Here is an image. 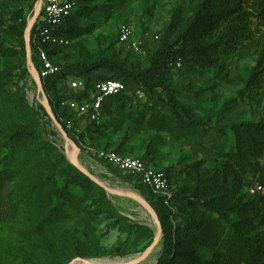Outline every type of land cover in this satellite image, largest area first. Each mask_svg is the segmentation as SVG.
<instances>
[{
	"label": "rangeland",
	"instance_id": "1",
	"mask_svg": "<svg viewBox=\"0 0 264 264\" xmlns=\"http://www.w3.org/2000/svg\"><path fill=\"white\" fill-rule=\"evenodd\" d=\"M34 1L9 0L1 4L0 31L9 27V15L16 11L23 10V17L31 20L36 11ZM202 1L76 0V11L69 22V27L76 32L70 46L56 54V63L63 68L70 63L104 61L123 72H144L151 67L156 51L171 45L187 31ZM214 7L218 8L219 3ZM123 24L133 29L134 39L140 42L139 52L120 43L119 27ZM219 26L208 23L197 28L190 43L195 49L194 56L180 68H172L160 60L151 89L159 95L166 92L177 95L180 108L194 118L209 119L220 131H210L205 137L193 134L185 139L173 137L167 129L157 131L154 123H149L155 112L148 108L145 94L130 84L123 96L110 102L111 109L99 126L101 130L105 124L109 127L105 129L103 141L87 120H79V135L62 129L79 147L78 160L82 166L107 187L138 195L149 204L158 200L157 195L128 172L99 159L97 152L105 149L142 158L151 168L167 171L176 192L171 208L156 204L165 215V224L157 239L158 227L152 215L135 200L107 191L103 194L97 189L83 190L81 196L95 213L92 225L99 231L97 237L102 242L98 254L88 258L101 260L103 264L129 263L157 239L149 257L137 264H191L193 258L197 260L195 264H246L240 249L227 243L228 232L217 228L206 208L225 214L232 224H239L249 239L264 240V201L252 199L246 192V185L256 179L251 172L256 170L253 166L262 171L257 177L264 176V150L252 142L247 149L244 131L250 124L264 121V55L255 46H248L250 49L244 53L234 49L231 35ZM230 26L233 24H227V29ZM14 45L12 41L3 43L0 39V89L4 95L0 97V107L8 106L14 111L8 97L17 87H2L6 75L18 81L34 110H39V105L46 99L49 101V97L71 95L74 79L63 76L52 79L44 94L39 92L27 57ZM24 69H28L30 76L20 79ZM90 75L113 74L101 67ZM40 115L50 142L72 163L69 155L72 150L75 153L74 147L52 119L42 111ZM12 117L23 120L14 113ZM77 119L75 113L62 115L65 122ZM5 120L0 114V129ZM255 140L259 143V139ZM242 149H246L247 158ZM7 153L8 150L0 151V159ZM9 188L7 184L4 193ZM104 198L110 204L100 201ZM6 229L7 226L0 234V264H29L26 250L22 251L19 246L22 236L10 235ZM195 238H198L197 244L192 246L190 243ZM177 255L180 258L175 259ZM256 257L262 258V255L258 253Z\"/></svg>",
	"mask_w": 264,
	"mask_h": 264
},
{
	"label": "trees",
	"instance_id": "2",
	"mask_svg": "<svg viewBox=\"0 0 264 264\" xmlns=\"http://www.w3.org/2000/svg\"><path fill=\"white\" fill-rule=\"evenodd\" d=\"M8 1L0 2V5ZM36 3L37 0L33 2V9ZM218 3L219 9L214 7ZM73 14L65 19L61 25L55 27L56 34L68 39L69 45L65 47L47 45L44 47L50 60L59 67V72L43 80L45 90H47V84L52 79L55 80L60 76L83 82L81 88H70L72 92L68 97L60 96L54 99L49 97L50 106L58 122L66 132L72 135L81 134L79 120H84V118L79 117L74 122L75 129L69 130L66 126L68 121L62 120V115H70L74 112L67 106L62 107V102L89 100L97 83L106 80L120 81L127 89L111 97L106 102L104 117L110 111L111 103L123 96L129 88L127 84H130L145 94L149 103L148 108L155 112L154 116H150L149 123L152 125L154 123V128L157 131L167 129L170 135L180 139H185L193 134H200L205 137L210 131H220V128L211 125L209 119L194 118L184 108H180L177 95L176 97L172 92L159 95L151 89V86L155 84L154 73L160 60H163L165 64H169L172 68L178 67L177 64L184 65L186 61L194 56L195 49L190 43L193 41L197 28L208 23L221 25L219 27L226 29L233 39L234 49L239 48V51L244 53V50L250 49L248 46H255L261 48L260 53L264 55V0H203L187 31L171 45L156 51L150 61L151 67L144 72H123L104 61L87 64L70 63L62 68L56 63V54L58 51L70 46L71 38L76 32L75 29L69 27ZM23 15V10L9 15L10 25L6 30L0 31V39L3 43L7 41L14 42L13 47L26 58L25 34L31 17L26 20ZM42 18L43 11L31 33L32 60L37 70H40L41 65L35 55L34 37L36 27L38 23L42 22ZM230 23L233 26L227 29L226 25ZM4 24L5 22H2V25ZM101 67H106L113 75L99 77L90 75ZM28 76H30L28 69H24L20 74V79ZM5 77L6 82L2 87L9 85L17 87V91L11 93L8 97L9 104L13 105L12 108L16 111H13V113L16 116L23 117V120L20 121L12 117L13 113L8 106L6 108L0 107L2 118L6 119L3 122L2 129H0V151H9L4 158L0 159V234L3 230L5 231V226H7L6 232H9L10 235L22 236L19 240V246L22 251L26 250V258L28 256L27 259H30L29 264H69L73 258L91 259L88 257L98 254L102 242L97 237L100 234L99 231L92 225V218H94L95 213L90 210L87 199L81 194L83 190L97 189L102 191L103 194L106 190L70 163L66 156L52 145L46 124L43 123L40 117V111H42L44 116L51 120L45 107L39 105V110L32 109L25 94L19 88L18 81L11 75ZM3 96L2 89H0V97ZM104 117L99 124L87 120L93 125L91 129L99 132L97 135H99L100 138L98 139L101 141H103L105 129L109 128L105 124L104 129H99V126L104 123ZM250 125H252L250 128L244 130L247 135L245 147L249 149L252 142L258 144L257 146L263 151L264 121ZM255 139H259V143ZM245 150L242 149L241 151L247 158V151ZM114 152L125 155L117 151ZM253 167L256 170L251 172L256 179H252L246 185V192L252 199L264 201V197L252 196L248 192V188L252 184H264L263 173H260L263 176L262 178L257 177V173L262 171L258 170L259 168L256 166ZM164 172L170 177L173 186L170 174L167 171ZM129 174L136 178L131 173ZM7 184L10 185V188L7 193H4ZM175 194L176 192L173 190V197ZM105 199L100 201L110 204ZM156 204L171 208L173 199L171 206H166L159 196L158 200L150 202L160 218L162 227H164L165 215L159 207H156ZM205 210L208 211V217L217 224V228L228 232L230 239L227 243H232L233 247L240 249L246 264H264V240L254 241L249 239L242 232L240 225L229 222L225 214L214 213L210 208ZM118 218L117 215L116 219ZM121 219L127 220L125 218ZM73 225L75 226L74 229H72ZM10 229L14 230V234ZM197 241L198 238L192 239L190 244L196 246ZM258 253L262 255V258L256 257ZM178 258H180L179 255L175 257V259ZM196 262L195 258L191 260V264Z\"/></svg>",
	"mask_w": 264,
	"mask_h": 264
},
{
	"label": "built area",
	"instance_id": "3",
	"mask_svg": "<svg viewBox=\"0 0 264 264\" xmlns=\"http://www.w3.org/2000/svg\"><path fill=\"white\" fill-rule=\"evenodd\" d=\"M2 1L4 0H0V2ZM38 3L39 0H37L36 7ZM76 6L77 3L75 0L41 1L40 14L43 11V18L42 22L38 23L36 27L34 51L41 65L40 70L37 71L42 81L59 72V67L50 60L44 47L47 45L55 47H65L69 45L68 39L56 34L55 27L61 25L65 19L69 18L74 13ZM37 22L38 20L36 23ZM133 36V29L129 25L123 24L119 27L120 43L127 45V47L134 52H139L140 42L135 40ZM177 66L180 67L181 64H177ZM81 87H83L82 81L73 80L71 82V89H78ZM126 89V86L120 81H101L97 83L95 91L89 100L82 102L66 101L62 102L61 105L62 107H69L78 117H83L84 120L99 124L104 117V105L106 102L111 97L124 92ZM66 126L69 130L75 129L74 122L68 121ZM97 157L113 164L122 171L131 173L140 184L151 190L155 195L161 197L166 206H171L174 189L170 177L164 171L151 168L142 158L119 155L114 151L100 150L97 152ZM248 192L252 196L264 197V184H252L248 188Z\"/></svg>",
	"mask_w": 264,
	"mask_h": 264
},
{
	"label": "water",
	"instance_id": "4",
	"mask_svg": "<svg viewBox=\"0 0 264 264\" xmlns=\"http://www.w3.org/2000/svg\"><path fill=\"white\" fill-rule=\"evenodd\" d=\"M41 1L42 0H39V3L37 5V7L35 8L36 9L35 14H34L33 18L28 22V26H27L26 34H25V39H26L27 61H28V65L30 67L31 75L33 76V78L35 80V83L38 87L39 92L44 94L43 81L40 78L39 73H38L35 65L32 63V53H31V30H32L34 24L36 23V21L38 20V18L40 16ZM43 106L45 107V109H46L49 117L52 119V121L56 124V126L58 128L61 129V131L64 134V136L66 137L67 141L74 147L75 153H74L73 159L71 160L73 165L76 166L82 173H84L87 177H89L96 184H98L99 186L104 188L107 192L118 195V196H123L126 198L133 199L136 202H138L140 205H142L146 209V211H148L152 215V217H153V219H154V221L158 227V234H157V239H158L162 233V224H161L160 218H159L158 214L155 212L154 208L149 203H147L142 197H140L138 195L125 194V193H122L120 191H116L112 188L107 187L103 182H101L94 175H92L84 166H82V164L78 160V155L80 153L79 147L67 136V133L64 130H62L63 127L60 125L57 118L55 117L54 112L52 110V107L50 106V102L47 99H46V102L43 103ZM157 239L153 242V244L140 257H138L137 259H135L133 261H130L129 263H121V264H137V263H140L141 261H143L144 259H146L147 257H149V255L152 252L153 247L157 243ZM70 264H98V263H95L93 261V259H85V258L78 257V258L74 259Z\"/></svg>",
	"mask_w": 264,
	"mask_h": 264
},
{
	"label": "bare ground",
	"instance_id": "5",
	"mask_svg": "<svg viewBox=\"0 0 264 264\" xmlns=\"http://www.w3.org/2000/svg\"><path fill=\"white\" fill-rule=\"evenodd\" d=\"M69 157H70L71 160L73 159V157H74V150H72V152L70 153ZM93 261L95 263H98V264H103V262L101 260H98V259H93Z\"/></svg>",
	"mask_w": 264,
	"mask_h": 264
},
{
	"label": "crops",
	"instance_id": "6",
	"mask_svg": "<svg viewBox=\"0 0 264 264\" xmlns=\"http://www.w3.org/2000/svg\"><path fill=\"white\" fill-rule=\"evenodd\" d=\"M93 136H96V135H93ZM136 154H140V153H136Z\"/></svg>",
	"mask_w": 264,
	"mask_h": 264
}]
</instances>
